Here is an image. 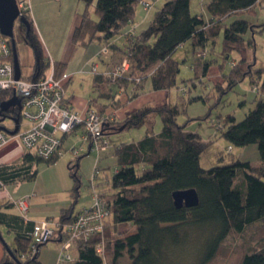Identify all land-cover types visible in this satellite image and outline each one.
I'll return each instance as SVG.
<instances>
[{"label":"trees","instance_id":"1","mask_svg":"<svg viewBox=\"0 0 264 264\" xmlns=\"http://www.w3.org/2000/svg\"><path fill=\"white\" fill-rule=\"evenodd\" d=\"M78 1L84 3L85 9L71 32L72 45L107 44L113 53L122 52L125 48L122 56L129 62L127 74L115 81L102 73L93 77L97 96L110 100L113 108L118 107L119 102L115 99L114 88L117 93H126L131 99L143 91L147 81L154 91L175 87L180 62L173 55L187 41L191 42L195 53L192 69L198 79L207 76L211 61L205 57V49L214 44L220 32L222 55H228L232 51L240 53L246 47L255 51L254 35L264 29V23L240 18L244 13L253 15L259 0H208L205 6L208 21L202 15L191 13L190 0H165L144 29L132 40L117 46L111 40L123 34L133 19L139 0ZM92 5L95 17H91L89 12ZM22 17L27 26L17 20L13 36L17 26L22 43L34 55L30 74L23 79L44 76L49 66L48 58L31 16ZM230 18L233 19L226 24ZM248 32L251 36L245 39ZM15 46L18 56L16 42ZM201 52L205 55H199ZM256 63L255 57L249 60L243 57L228 74H221L220 81L213 85L219 99L246 79L251 88L258 87L264 93V65L256 66ZM53 66L56 78L62 77L64 63L53 62ZM181 90L185 92V89ZM6 96L8 94L0 93V103ZM181 99L178 104L143 106L120 122L111 121L106 116L105 131L113 128V134H117L143 128L144 133L137 141L120 143L116 147L117 168L112 175L111 186L117 192L111 196L102 195L109 211L108 219L101 233L72 242L70 252L73 260L69 264H213L231 233L239 235L252 226L264 230V98L255 95L253 108L241 120L228 115L215 125L220 127L221 137L233 146L256 145L259 163L253 165L232 159L207 169L200 166V156L207 148V142L199 134L187 130V122L179 123L177 120L184 113L185 103L196 98ZM17 111L9 110L5 115L16 117L20 124L21 117ZM156 118H160L162 124L158 133L154 132ZM122 126L123 129L118 131ZM56 159L44 161L25 152L20 162L0 166V182L6 185L34 181L38 173L35 166L39 163L53 164ZM79 159L68 164L74 182L70 197L75 198ZM188 189L196 192L197 205L175 207L172 193ZM11 206L14 207L10 202L0 203V226L12 233L14 240L12 247L3 244L6 251L3 262H12L8 248L21 264H41L39 248L45 244L39 245L35 254H31L29 249V233L34 222L6 213L4 210ZM77 213L73 206L61 209L58 221L61 225L68 223ZM65 238L66 233L59 228L50 242L60 244ZM262 240L260 243L257 241L258 246L241 255L240 264H264V238ZM98 244H102V255L96 250Z\"/></svg>","mask_w":264,"mask_h":264},{"label":"rangeland","instance_id":"2","mask_svg":"<svg viewBox=\"0 0 264 264\" xmlns=\"http://www.w3.org/2000/svg\"><path fill=\"white\" fill-rule=\"evenodd\" d=\"M36 1L39 5L36 4ZM159 1H157V3L154 1V5L147 10L138 3L136 6L138 9V13L136 14L137 20L139 21L143 18L142 14L153 15L160 8L161 3ZM207 2L208 0H191L192 11L206 16L207 10L205 6ZM82 4L84 8L85 5L84 3ZM30 5H33L31 12H33L35 18L34 21L31 17L33 27L42 44L44 53L46 55L50 54L53 58L59 57L64 59V62H66L62 79L65 81L68 76L70 80L65 84V94L70 97L72 96L73 99L81 105L88 102V107L95 109V111L98 110V113L102 115V113H100V108L97 107L98 104H100V98L97 96V92H95L92 86L93 74L91 73V66L93 63H97V73L99 72L98 74L100 75V73L104 72L106 62L110 61L112 56L111 50L109 49L108 52L103 53L102 58L99 59L97 55L101 50L100 44L95 42L86 47L72 45L70 36L73 29L71 30V23H69V20L72 19L73 14L69 18L67 15V19L63 16L66 11L64 12L62 0H40L39 2L38 0H30ZM35 6L37 7L35 8ZM83 8L80 9V12H82ZM89 12L91 13V17H95L93 5L90 6ZM253 13V15L244 13L240 18L246 19L252 23H264V0H259ZM75 18L79 20V16ZM232 19L233 18L226 20L225 23H230ZM72 20H74V17ZM131 21L132 20H130L124 28L123 34H120L123 40L119 38V34L114 36V44L117 46H122L123 43L129 39L132 40L136 34L134 29L129 31L131 35L129 32L128 34H124L131 27ZM139 28H137L138 31ZM250 36L251 33L248 32L244 35V38L247 39ZM14 38L19 51L18 57L22 76H27L30 74L32 64L34 63L33 52L28 46L22 43L17 26H15L14 29ZM42 38L45 40L46 45H44ZM254 40L255 51L246 47L245 50L240 53L232 51L228 55H222V33L220 32L215 38L214 44H209L205 49V57L211 61L209 76L205 79L202 77L197 79L195 76L192 69L195 53L191 42L187 41L181 45L173 55V57L180 62V72L175 87L170 90L154 91L149 81H147L143 91L131 99H128L126 93H117L116 90H113L115 97H118L122 103L120 104V102H118V107L121 105L118 109H124L126 116H128L143 106L157 107L166 104H178L182 101V97H194L196 99L185 103L184 113L181 114L177 120L179 123L184 121L187 122V130L199 134L202 140L207 142L208 146L200 157V166L207 169L215 166L219 162L227 163L232 159L247 161L253 165L258 164L259 154L256 145L251 144L244 147L233 146L221 137L220 127L215 125L228 115H233L238 121L241 120L248 110L253 108L255 95L259 97L264 93L256 87L258 93L256 92V94H254L247 79L235 85L232 90L221 95L220 99L213 87L217 77L220 79L221 74H228L232 69L231 67L245 56H247L248 59L255 57L257 64L264 65V29L255 33ZM54 50L57 52V55L54 54ZM123 51H125V48ZM123 51L113 56L114 60L111 66L108 68L105 67V70L121 65L124 59H126L125 56H122ZM47 57L48 56H46V58ZM46 62H49V59H46ZM136 80H138V78H136ZM136 80L135 82H138ZM181 89H185V92L182 93ZM108 119L110 118L108 117ZM3 125L7 128L11 127L10 121L6 119ZM25 125L26 121L22 118L20 121V130H24L26 128ZM161 128L162 124L160 118H156L154 132H160ZM106 132L107 131H105L104 134H106ZM143 133V128H132L122 133L105 135L108 145L106 150L100 153H97L95 150H91L87 153V144L81 143L80 141L81 130L78 129L75 133L70 134V137H68L63 144L61 155L57 157L55 163L49 165L39 163L35 166L38 172L35 178V181H37V192L43 196H38L36 200V196L39 195L37 194L32 198L34 193L31 187L34 181H23L22 185L25 193L31 195L30 200L33 206H30V208H44L49 218H58L61 198L65 196L68 197L74 186L73 179L68 170V164L71 162L74 163L77 158H80L77 170V197L75 198L72 196L68 199V206H73L74 212L88 207L92 202V194L100 195L102 198V195L111 196L115 194L117 190L112 188L111 178L117 168L115 156L116 147L120 143L137 141L143 137ZM79 146L83 147V151L78 155L75 156L70 152L72 147L78 148ZM228 147L231 148L230 151H228ZM221 157L223 160L219 161ZM95 168L98 174L96 177H93ZM11 185H7V187ZM45 195L51 196L46 197ZM0 238L8 247L14 245L13 234L9 233L3 227H0ZM263 238L264 230H260L258 226L247 228L239 235L231 233L224 241L219 255L215 258L213 264H240L241 255L244 252L252 250L255 246H258V243H260ZM59 251V244L54 242H48L41 246L38 255L40 263L58 264L57 259ZM59 264L69 263L60 262Z\"/></svg>","mask_w":264,"mask_h":264},{"label":"built area","instance_id":"3","mask_svg":"<svg viewBox=\"0 0 264 264\" xmlns=\"http://www.w3.org/2000/svg\"><path fill=\"white\" fill-rule=\"evenodd\" d=\"M154 1L139 0L138 3L147 10L154 5ZM16 5L22 16L31 15L30 0H16ZM129 34L131 35V32ZM10 45V39L0 33V93L8 94L3 101L15 98L19 102L18 106L11 107L10 110L18 109V114L28 126L24 130L18 128L15 135L0 130V148L9 141L16 140L24 152H30L44 161H50L51 158H57L61 155L60 147L63 137L74 133L76 129H80V141L87 144V152L91 150H95L97 153L105 151L108 145L104 134L106 117L91 107L86 109L84 115H80L68 104L65 97V81L62 79L63 76L56 78L51 60H49V66L44 76L23 79L24 76L21 73L20 78L15 80ZM108 50L107 44L102 45L97 55L98 58L101 59L103 53L108 52ZM199 55L204 56L205 53L201 52ZM91 67V73L99 75L97 63H93ZM128 68L129 62L124 59L120 66L108 69L102 74L115 81L127 74ZM251 90L254 94L258 93L256 87L251 88ZM262 97L264 98V94ZM9 121L11 127L4 126V121H0V127L12 131L15 124L13 121ZM229 150L230 148H228ZM81 151H83L82 146L70 149V152L75 156ZM93 173V177H96L98 174L96 168ZM2 185L0 182V186ZM9 202L13 204L19 216L27 219L28 196L17 200L9 198ZM108 215L109 211L104 199L100 195L92 194L91 204L82 208L68 223L61 225L58 219H43L34 222L29 233L31 254L37 252L39 245L50 242L56 230L61 228L66 233V238L59 244L60 251L57 263L71 262L73 260L70 255L72 242L81 239L86 240L93 234L101 233ZM96 250L102 255V244H98Z\"/></svg>","mask_w":264,"mask_h":264},{"label":"crops","instance_id":"4","mask_svg":"<svg viewBox=\"0 0 264 264\" xmlns=\"http://www.w3.org/2000/svg\"><path fill=\"white\" fill-rule=\"evenodd\" d=\"M39 1L40 0H38V2ZM155 1L157 3V1H159V0H155ZM159 2L161 3L160 4V7H161L162 4L165 2V0H160ZM36 4H37V1H36ZM81 4L82 3H80V1H78V0H62V5L64 7V12L66 11L63 16L67 19V15H68V18H69L73 14L72 19L74 17V20H72V19L69 20V23H71V30L73 29V27H75L78 24V19L75 18V17L76 16L78 17L80 15V13H82L84 11V9H85V6L83 8L82 7L83 4L82 5ZM37 5H39V3ZM31 7H32L31 9H33V5ZM36 7L37 6H35V8ZM38 8H39V6H38ZM81 8H83L82 12H80ZM137 10L138 9L135 8V14H134L133 19L131 21L133 26L131 25V27L128 29V31L126 33H124V34H128V32L131 29H134V31L137 34L140 30L144 29L147 26V24H149V22L151 21L153 15H154V14L153 15L152 14H149V15L145 14L144 15V14L141 13L143 18L138 21L137 18H136V14L138 13ZM190 11L194 15L198 14V13L192 11V9H191V0H190ZM198 15H202V14H198ZM31 17L35 21V18L33 16V12H31ZM202 17H203V19L205 18V21H208V19H209L208 13H207L206 16L202 15ZM136 27L137 28L141 27V28H139V31H138ZM114 38H112V41H111L112 43H114V41H115ZM119 38L121 40H123V37H121V35H119ZM42 41L44 42V45H46L45 44L46 42H45V40H43V38H42ZM111 52H112V56L110 58V61L106 62V66H105L106 68L111 66V63L114 60L113 56L116 54V53H113V51H111ZM54 54L57 55V52L55 50H54ZM49 55H46V56H48L47 58L49 60H51L52 63L53 62L64 63L63 71L65 72L66 62H64V59H61L59 57H54L53 58V57H51V55L50 56ZM246 57L247 56H245V58ZM246 59L249 60L250 58L248 59V57H247ZM256 66H263V65L256 63ZM105 67H104V71H106ZM208 76H209V69H208L207 76L204 77V79L207 78ZM93 77H94V75H93ZM69 80H70V77L67 76L66 79H65L64 84L68 83ZM216 81H220L219 77H217ZM92 86H93V78H92ZM113 90H116V89L114 88ZM65 97H66V101L68 102V104L71 105L74 108V110L78 112V114L84 115L86 109L88 108V102H86L83 105H81L80 103L76 102L73 99L72 96L70 97V96L65 94ZM115 99L117 101H119L120 104H122L118 97H115ZM110 103H111L110 100L100 99V104H98L97 107H100V111H102V115L104 117L109 116L110 120L114 121V122H120V121L124 120V118L126 117V112L124 111V109H122V110L118 109L121 105L119 107L113 108ZM25 126L27 128V126H28L27 123H26ZM19 128H20V125H19ZM77 130L78 129H76V131ZM113 131H114L113 128H109L105 135L107 136L108 134H113ZM68 137H70V135L63 137L60 151L63 150L62 149L63 148V144L66 142ZM24 153L25 152L19 146V144H18V142L16 140L9 141L6 145H4L2 148H0V166H9L11 164L20 162ZM22 184H23V182H17V183H12V185L11 184H6V185L3 184L2 186H0V203H6V202L9 203V198L17 200V199L23 198L25 196H28L29 197V209H28L27 220H29L31 222H37V221H41L43 219H54V220L58 219V218H49V216H47L48 215L47 211H45L44 208H41V207L40 208H30V206H33V203L30 200V196L31 195L29 193H25ZM7 185H11V186L7 187ZM31 189H32V192L34 193V195H32V198H34L35 195L39 194L37 192V181L34 180V183H33L32 187H31ZM27 194H29V195H27ZM38 196H43V195H41V194L37 195L36 198H35L36 200H37ZM45 196L48 197V196H51V195H45ZM69 198H70V195H68V197L65 196V197L61 198V201L59 203L58 215H59V212L61 211V209L69 208V206H68V202H69L68 199ZM4 211L6 213H11V214L18 215L17 210L14 207H12V206L9 209L4 210ZM50 217H52V216H50ZM0 227H3V226H0ZM3 244L4 243L0 240V264L3 262L4 255L6 253Z\"/></svg>","mask_w":264,"mask_h":264},{"label":"water","instance_id":"5","mask_svg":"<svg viewBox=\"0 0 264 264\" xmlns=\"http://www.w3.org/2000/svg\"><path fill=\"white\" fill-rule=\"evenodd\" d=\"M19 20L24 25L27 26L26 20L20 14L16 0H0V33L3 36H6L10 39L11 49H12V64L14 68V78L15 80L20 78L21 75V68L20 63L17 56L15 40L13 36V27L16 20ZM18 106L19 102L12 98L8 101H3L0 103V121L4 119H9L14 122L15 128L12 131H7L6 128L0 127V130L9 133L10 135H15L19 128L18 119L12 117H6L5 113L10 110L11 107ZM123 126L118 129L121 131ZM172 201L175 207H194L198 203V197L196 192L193 189L188 190H180L175 191L172 193ZM2 241V239L0 238ZM3 242V241H2ZM4 243V242H3ZM7 252L9 253V257L12 259V262H4L2 264H21L15 257L10 250L7 248Z\"/></svg>","mask_w":264,"mask_h":264},{"label":"flooded vegetation","instance_id":"6","mask_svg":"<svg viewBox=\"0 0 264 264\" xmlns=\"http://www.w3.org/2000/svg\"><path fill=\"white\" fill-rule=\"evenodd\" d=\"M18 60H19V59H18ZM4 120H5V119H4ZM4 120H3V121H4ZM6 120H8V119H6ZM8 121H9V120H8Z\"/></svg>","mask_w":264,"mask_h":264},{"label":"bare ground","instance_id":"7","mask_svg":"<svg viewBox=\"0 0 264 264\" xmlns=\"http://www.w3.org/2000/svg\"><path fill=\"white\" fill-rule=\"evenodd\" d=\"M80 210H81V209H80ZM80 210H79V211H80ZM79 211H78V212H79Z\"/></svg>","mask_w":264,"mask_h":264}]
</instances>
